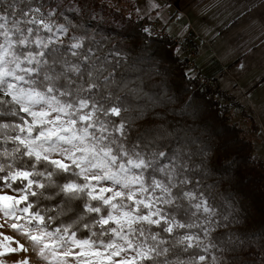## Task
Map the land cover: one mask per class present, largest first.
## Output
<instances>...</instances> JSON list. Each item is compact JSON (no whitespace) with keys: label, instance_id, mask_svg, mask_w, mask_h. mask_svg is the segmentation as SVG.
Wrapping results in <instances>:
<instances>
[{"label":"snow or ice","instance_id":"1","mask_svg":"<svg viewBox=\"0 0 264 264\" xmlns=\"http://www.w3.org/2000/svg\"><path fill=\"white\" fill-rule=\"evenodd\" d=\"M43 16L26 0H0V229L11 228L30 245H4L0 264H6L2 258L8 253L29 250L45 264H196L181 259L175 249L187 253L200 247L199 236L186 232L168 247L161 232L153 230L172 235L200 227L177 219L183 207L178 201L196 199L192 192L174 191L187 183L177 182L179 155L161 164V158L168 159L165 152L146 156L138 145L127 147L125 123L108 119L119 117L121 108H105L82 95L100 87L96 81L103 69L86 66L88 56L77 51L80 42L62 50L53 24ZM42 30L49 35H41ZM56 32L67 29L59 26ZM57 176L64 182L58 184ZM49 190L54 191L46 194ZM57 198L56 207H40L41 200ZM193 207L210 212L204 200ZM0 237L13 241L2 232Z\"/></svg>","mask_w":264,"mask_h":264},{"label":"trees","instance_id":"2","mask_svg":"<svg viewBox=\"0 0 264 264\" xmlns=\"http://www.w3.org/2000/svg\"><path fill=\"white\" fill-rule=\"evenodd\" d=\"M26 2L43 6L41 0ZM74 4L79 9L55 8L51 18L59 22L57 27L67 29L66 34L56 33L63 42L62 50L80 42L82 48L77 51L88 56L86 66L103 69L96 81L100 87L82 95L99 101L105 108L119 106L121 115L110 118L117 124L125 123L131 131L132 145H138V151L146 156L163 151L168 159L161 158L160 163L169 164L178 154L181 167L177 182L187 183L174 191L193 190L199 195L205 190L215 205L214 213L208 214L193 207L195 200L181 199L178 203L183 207L177 219L200 227L178 229L172 235L156 226L153 230L161 232L168 241L166 246L171 247L179 235L187 232L204 236V228L215 224L218 228L212 233V242L230 264H264V164L255 159L253 143L243 137V129L220 111L221 102L216 97L222 94L220 90L188 75L189 58L180 57L171 37L147 31L150 20L133 14L137 4L132 0H75ZM120 17L124 23H119ZM68 58L73 62L78 59L70 55ZM103 77H108V81ZM84 81L86 87L87 76ZM11 119L3 117L5 122ZM7 147H13L11 142ZM38 170L43 171V165ZM156 175L162 177L160 173ZM54 179L59 184L65 177ZM217 190L222 196L219 199L212 193ZM58 201L59 198L41 200L40 207H56ZM236 207L238 211H234ZM234 220L236 228L223 227ZM204 248L205 244L200 243V247L187 253L180 247L175 252L181 259L200 264L198 257L206 254Z\"/></svg>","mask_w":264,"mask_h":264},{"label":"rangeland","instance_id":"3","mask_svg":"<svg viewBox=\"0 0 264 264\" xmlns=\"http://www.w3.org/2000/svg\"><path fill=\"white\" fill-rule=\"evenodd\" d=\"M41 1L42 7H31L41 9L43 18L53 24V31L58 35L61 33L56 32L59 22H55L49 13L52 14L51 11L55 8L69 11L79 9L74 4L75 0ZM132 1L137 4L133 14L150 20L147 31L171 37L176 42L175 50L180 57L189 58L186 67L188 75L220 90L222 94L216 95L221 102L220 111L228 116L231 123L243 129V137L253 143L255 159L264 164V0ZM118 20L119 23H124L125 19L120 17ZM41 35L47 36L49 33L45 34L42 30ZM108 119L112 120L110 117ZM130 135V129L125 128L126 139L123 142L129 149L133 146ZM161 176L159 178L156 175V178H164ZM6 191L11 194V190ZM189 192L195 194L196 203L201 200L207 202L210 209L208 214L214 213L216 209L209 192L202 190L199 195L193 190ZM217 192L212 193L219 199L222 196L218 190ZM238 210L236 207L234 211ZM211 226L207 228V236L191 234L199 236V243H204L208 248L204 255L206 259L199 262L213 264L215 257V264H230V260L212 242V233L218 227L215 224ZM230 226L236 228V220L229 226L223 225ZM0 232L4 236L13 237V241H4L0 237V250H5L4 245L8 244L18 247L15 241L30 248L24 237L11 228L6 226ZM262 254L264 256V249ZM25 257L29 258L30 264H45L31 250L8 253L2 259L6 264H12Z\"/></svg>","mask_w":264,"mask_h":264}]
</instances>
